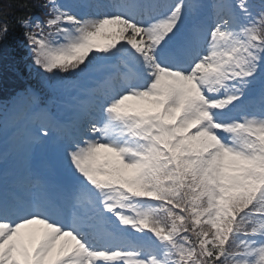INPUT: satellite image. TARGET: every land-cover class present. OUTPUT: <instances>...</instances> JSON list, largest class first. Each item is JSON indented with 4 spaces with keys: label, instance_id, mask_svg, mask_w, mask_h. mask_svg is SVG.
Masks as SVG:
<instances>
[{
    "label": "snow or ice",
    "instance_id": "snow-or-ice-1",
    "mask_svg": "<svg viewBox=\"0 0 264 264\" xmlns=\"http://www.w3.org/2000/svg\"><path fill=\"white\" fill-rule=\"evenodd\" d=\"M13 2L46 86L111 70L65 137L66 195L0 189V264H264V0H214L189 31L197 0ZM23 92L44 145L62 129Z\"/></svg>",
    "mask_w": 264,
    "mask_h": 264
},
{
    "label": "trees",
    "instance_id": "trees-1",
    "mask_svg": "<svg viewBox=\"0 0 264 264\" xmlns=\"http://www.w3.org/2000/svg\"><path fill=\"white\" fill-rule=\"evenodd\" d=\"M40 10L39 7L34 8L33 13H37ZM4 11L9 19V31L6 38L0 41V60L8 57V59H15L20 57L21 51L18 49V40L23 35V30L15 23V17L23 14V10L16 6L13 2L11 8L8 7V0H5Z\"/></svg>",
    "mask_w": 264,
    "mask_h": 264
},
{
    "label": "rangeland",
    "instance_id": "rangeland-1",
    "mask_svg": "<svg viewBox=\"0 0 264 264\" xmlns=\"http://www.w3.org/2000/svg\"><path fill=\"white\" fill-rule=\"evenodd\" d=\"M70 0H61V2H66V3H69ZM72 3L73 4H76V3H79L77 2V0H72ZM85 9L83 8H80L79 11L82 13L84 12ZM23 47V46H22ZM97 69L94 67L93 69H91L89 71V73L87 74H84V75H81V78L78 79L77 81H73V82H69L67 85H64L63 88L69 92V93H73L76 91V92H79V87L81 86H84L86 85V83H89V80L92 78V77H95V75L97 74ZM55 85V83H54ZM31 153H33L34 156H39L41 157L42 155V152L39 153L37 151V148H35V150H31L30 151ZM53 155L54 157L57 159V163H58V169H61V165L63 164V150L62 148H60L59 146H56L54 147V150H53Z\"/></svg>",
    "mask_w": 264,
    "mask_h": 264
},
{
    "label": "bare ground",
    "instance_id": "bare-ground-1",
    "mask_svg": "<svg viewBox=\"0 0 264 264\" xmlns=\"http://www.w3.org/2000/svg\"><path fill=\"white\" fill-rule=\"evenodd\" d=\"M197 1H200V0H197ZM204 1H205L206 3H208L209 0H204ZM61 95H62V94H60V92L55 93V97H59V96H61ZM75 100H76V101H75L74 103H71L72 106H73V110H74V113L72 114V115H73L72 118H73V119H76V120L79 121L78 117H79V115H80V108H81V106H82V105H80V104H81V103H82V104H89V103L93 102V99L90 100V99L87 98V100H86V102H85L83 96L78 95V96L75 97Z\"/></svg>",
    "mask_w": 264,
    "mask_h": 264
}]
</instances>
